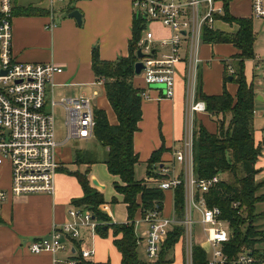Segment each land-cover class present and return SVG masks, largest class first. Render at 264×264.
Segmentation results:
<instances>
[{"label":"crops","instance_id":"crops-1","mask_svg":"<svg viewBox=\"0 0 264 264\" xmlns=\"http://www.w3.org/2000/svg\"><path fill=\"white\" fill-rule=\"evenodd\" d=\"M44 1L21 2V0H13L12 27L15 58L24 63H55L63 67L64 72L55 79V98H57L59 90L62 92L60 97L67 98L84 93L91 97L94 110L104 111L109 124L115 125L117 123L116 116L106 99L104 86L97 81L91 69V51L97 48L99 57L103 61H115L128 55L133 20L137 16L132 6V0H72L69 3H60L58 6L54 4L53 7H51L50 0H46V3ZM162 1L184 3L187 0ZM247 2V13L240 14L236 18L252 19L251 0H247ZM231 3L232 0H228V12ZM29 8L35 9L40 14L23 15L22 12ZM75 10L81 14V25H77L76 20L69 17ZM223 23L227 24L216 19L213 29L228 33L226 30L217 28ZM51 25L55 26L50 28ZM149 27L156 41L171 36V31L158 23H152ZM236 27L237 29L231 31V34L237 32L238 26ZM187 50L188 45L184 43L179 50L180 61L175 66V86L171 99L164 98L159 89L146 87L139 76H135L133 79V86L147 90L150 98L149 100L142 99L141 102V121L138 124L139 129L133 137L134 152L137 154L138 160L146 164L153 152L161 147L164 149L160 156V163L154 165L150 170L151 174L147 175L146 173L143 178L148 182L150 181L147 178L162 166L181 168L180 164L172 162V154L179 149L176 145H182L185 134L186 118L189 115L187 89L192 73L195 78V86L197 77H200L201 90L205 95H220L225 88L234 97L237 91L235 83L231 81L224 83L223 81L224 63L227 62L231 66L234 62L233 57L239 53L233 45L199 44L197 50L199 62L194 70L189 67ZM263 61L260 58L253 59L249 74L245 67L247 61L244 63L246 82L253 84L256 102H258L257 104L255 102L253 116L254 146L260 149V156L255 164V169L258 171L254 178L257 182H264V114L257 112V106L264 104ZM256 71H258L257 77H255ZM194 119L200 122L208 132H216L215 124L211 123L210 117L205 112L194 114ZM142 138H145V143L141 142ZM65 142H68L66 138L61 143L57 141L56 160L60 167L56 173L54 195L46 193L12 195L3 203L0 210V264H72L71 262L74 260L76 264H123L121 254L113 242L114 237L111 229L108 230L106 236H101L88 226L80 228V241L93 249V254L86 259H82L78 254L79 241L65 234L61 238L65 248L58 251H43L35 254L28 247V243L34 239H50L53 226L60 227L70 219L68 209L74 205L73 200L82 195V188L76 176L71 172L84 173L88 169L87 176L90 185L104 195L103 206H109L111 203L122 205L127 216L123 196L113 187V182L117 181L118 177L108 172L103 163L104 160L101 164L106 171L104 175H100L96 170L98 163L91 153L76 150L74 155L68 156V153L61 148ZM70 152L72 151L70 150ZM77 155L82 160L81 164L76 162ZM93 160L95 163L88 164ZM93 180H96L98 185H94ZM10 183L11 169L10 165L6 163L0 168V188H8ZM167 192H164L163 209ZM169 200L173 207V192L170 193ZM110 218L113 219L112 216ZM140 219L139 211L136 223L145 231L147 225L139 221ZM112 221L119 223L114 219ZM254 224L258 230L264 231L261 223L257 225L254 221ZM143 235L145 239V232ZM166 257L171 258V261L162 264H184L185 243L183 239L179 238Z\"/></svg>","mask_w":264,"mask_h":264},{"label":"built area","instance_id":"built-area-1","mask_svg":"<svg viewBox=\"0 0 264 264\" xmlns=\"http://www.w3.org/2000/svg\"><path fill=\"white\" fill-rule=\"evenodd\" d=\"M72 0H50L69 3ZM225 0H187L184 3L162 0H132V6L144 21V29L138 41L143 57L136 62L143 64L140 78L146 87L162 85L159 89L164 98L171 99L175 86V66L180 61L179 50L187 43L190 68L199 62L197 50L201 44V30L212 29L215 16L224 15ZM220 3L219 5H216ZM251 14L264 19V0H251ZM13 0H0V168L8 163L11 183L0 188V210L3 203L16 195L56 192V173L60 165L56 160L55 119L56 108L66 113V140H82L94 137L95 118L91 97L84 93L73 97L55 98V79L64 68L55 63L19 62L13 54ZM158 23L171 31V36L156 41L149 27ZM55 25H51L50 28ZM184 32V34H183ZM137 49V50H138ZM264 71V61L262 62ZM232 68L227 67L231 74ZM194 74L188 84V111L185 134L181 148L172 154V162L180 164L178 172L171 166H162L147 178L163 191L173 192L178 185L184 187V212L180 223L184 231L180 239L185 242L184 264H195L192 246H199L205 253L203 264H264V247H242L232 251L229 247L232 227L222 216L218 206H209L204 193L215 187L222 179L221 174L198 179L192 169L193 120L194 114L204 113L203 102L194 100ZM103 84V81H98ZM141 90V99L149 100L147 90ZM237 215L243 210L237 201L232 202ZM198 215L203 240L192 242V215ZM70 219L62 226H53L51 238H37L28 243L32 253L58 251L65 248L62 235L79 241L78 254L82 259L93 254V249L80 241V228L88 226L95 230L97 221L90 209L72 205L68 209ZM139 221L146 223L145 252L151 263H156L163 242L176 222L174 210L171 216L162 210L153 209ZM136 223V222H135ZM76 264V261H72Z\"/></svg>","mask_w":264,"mask_h":264},{"label":"trees","instance_id":"trees-1","mask_svg":"<svg viewBox=\"0 0 264 264\" xmlns=\"http://www.w3.org/2000/svg\"><path fill=\"white\" fill-rule=\"evenodd\" d=\"M224 22L238 26L236 33H224L204 26L201 30L203 44H230L238 54L233 57V63H224V83L231 81L237 85L235 96H231L224 88L220 95L208 96L201 90V79L197 77L194 100L203 102L205 113L216 123V132L210 133L196 119L193 120L192 169L198 179L209 178L214 174L239 173L237 182L229 183L224 178L215 187L210 188L204 196L209 206H218L222 216L229 220L232 227V237L229 247L238 251L242 247L251 248L264 241V231L258 230L254 224L255 204L264 200V194H257L264 182H257L255 164L260 156V149L254 146L253 116L256 95L253 84H248L244 75V63L254 59L253 47L255 37L252 19L233 18L228 12V0L224 3ZM23 15L40 14L35 9H26ZM223 21V20H222ZM144 21L135 16L132 25V38L128 44V55L115 61L100 59L97 48L91 51V69L97 81H103L106 99L113 110L117 123L110 125L102 110H94V138L106 149L104 164L109 173L118 177L113 182L114 189L122 194L126 205L128 220L125 223H115L110 216L100 208L105 199L102 192L89 183L88 172H71L76 176L82 195L73 200V204L90 209L97 221L96 231L106 236L112 230L113 242L121 254L123 264H144L137 257L136 246L140 238L136 236L134 213L139 210L141 217L150 210L163 209L164 192L155 183L143 179L137 180L134 168L138 156L133 149V137L138 131L141 121V90L133 86L134 64L138 41L144 29ZM233 69L227 73V67ZM231 78V80H230ZM164 152L161 147L153 152L146 162V173L151 174L154 165L160 163ZM78 160V161H77ZM76 162L82 163L79 155ZM95 161L88 162L93 164ZM154 174V173H152ZM237 201L243 210V215H237L232 202ZM173 210L176 222L168 232L162 244L159 257L155 264L170 262L166 255L182 236L184 228L180 221L184 212V187L178 185L173 190ZM204 251L197 245L192 246V257L195 264H203ZM107 264V263H96Z\"/></svg>","mask_w":264,"mask_h":264},{"label":"rangeland","instance_id":"rangeland-1","mask_svg":"<svg viewBox=\"0 0 264 264\" xmlns=\"http://www.w3.org/2000/svg\"><path fill=\"white\" fill-rule=\"evenodd\" d=\"M30 0H21V2H29ZM31 1H35V0H31ZM47 1L45 0L44 3H46ZM54 4H56V6H58L60 3L55 2ZM229 13L230 16L233 18H236L238 15L240 14H245L247 13L248 10V2L247 0H232V3L229 6ZM223 17V16H222ZM223 21L224 18H221ZM253 19V31H254V37H255V43H254V47H253V53H254V60H256V58H260L261 60H264V19H259V18H254ZM219 20V19H217ZM237 25L235 23L232 24H224L223 25H218L217 28L220 30H226L228 33H230L233 30H236ZM212 30L213 27H212ZM252 60H247L246 62V70H247V74L250 73L251 67H252ZM232 66V65H231ZM258 66V64H257ZM245 70V69H244ZM233 71V69H232ZM258 71L255 72V77L258 76L257 74ZM61 91H57V98H61ZM73 98V97H71ZM258 102H256L257 104ZM259 106V107H258ZM257 106V112L259 114H264V104H259ZM65 121H66V113L64 111V109L62 107H57L56 108V119H55V129H56V138L57 141L59 143H61L62 141H64V139L66 138V128H65ZM211 123L215 124V127L217 126L215 122H213L211 120ZM149 134V131H148ZM158 134H159V130H158ZM67 141V140H66ZM141 142L145 143V138L141 139ZM62 150L66 151L69 155H74L76 150H83V151H87L89 153H91L95 159V161H97L98 165L96 170L98 171V173L100 175H104L105 171L103 169L102 166V161L105 159L106 157V151L105 149L99 144V142L92 138L89 140H69L68 142H65L64 144L61 145ZM176 147H178L180 149L181 146L176 145ZM70 150L72 152H70ZM80 170V169H79ZM179 169L176 168V172H178ZM146 174V164L140 160H138V163L135 165L134 168V176L137 180H141L145 177ZM222 178H224L227 182L229 183H235L238 180V177H240L239 173H223L221 175ZM170 191L167 192V198H166V203H164V209L162 214L166 216H171L172 215V208L170 205V200H169V195H170ZM258 194L263 193L264 194V186L262 187V189L260 191L257 192ZM165 196V193H164ZM171 199V198H170ZM104 213H106L109 216H112L114 220L118 221L119 223H122V221L128 219V215L126 216V212L123 209L122 205H118V204H113L111 203L109 206H101L100 208ZM254 216H255V223L258 224H262V227H264V200H261L259 202H257L255 204V208H254ZM193 217V224H192V242L196 243L199 240H203V235L201 233V226L198 222V215L194 212V214L192 215ZM139 218V210H137L134 213V216L132 218L133 222H134V230H135V234L137 237H143L139 240V242L137 243L138 245L136 246V253H137V257L139 258V260H141L144 264H149L151 263L150 260L148 259V257L146 256V252H145V240H144V229H142L141 226H139L136 222V220ZM112 219V220H113ZM185 243V242H184ZM258 246L264 247V241L261 242Z\"/></svg>","mask_w":264,"mask_h":264},{"label":"water","instance_id":"water-1","mask_svg":"<svg viewBox=\"0 0 264 264\" xmlns=\"http://www.w3.org/2000/svg\"><path fill=\"white\" fill-rule=\"evenodd\" d=\"M70 18H74L76 20V23L77 25H81V14L79 13L78 10H75L73 11L70 15H69ZM184 34V32H183ZM136 59H141L143 57V54L141 53V50L138 49L136 51ZM143 70V64L141 62H136L134 64V75L135 76H140L141 74V71ZM231 80V78H230ZM150 88H153V89H163L164 86L162 85H151ZM94 183V185H98L97 181L96 180H93L92 181Z\"/></svg>","mask_w":264,"mask_h":264}]
</instances>
